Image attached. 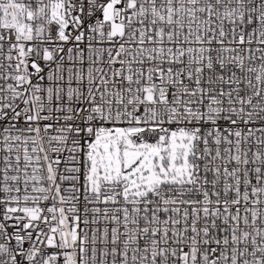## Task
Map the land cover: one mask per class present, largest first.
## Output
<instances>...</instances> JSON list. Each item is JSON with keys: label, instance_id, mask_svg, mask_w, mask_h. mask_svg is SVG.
Returning a JSON list of instances; mask_svg holds the SVG:
<instances>
[{"label": "snow or ice", "instance_id": "snow-or-ice-1", "mask_svg": "<svg viewBox=\"0 0 264 264\" xmlns=\"http://www.w3.org/2000/svg\"><path fill=\"white\" fill-rule=\"evenodd\" d=\"M0 264H264V0H0Z\"/></svg>", "mask_w": 264, "mask_h": 264}]
</instances>
